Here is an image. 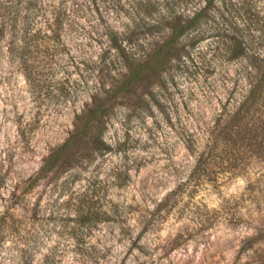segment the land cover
I'll use <instances>...</instances> for the list:
<instances>
[{
  "label": "rangeland",
  "instance_id": "rangeland-1",
  "mask_svg": "<svg viewBox=\"0 0 264 264\" xmlns=\"http://www.w3.org/2000/svg\"><path fill=\"white\" fill-rule=\"evenodd\" d=\"M145 1L161 0H0V264H264L261 130L229 159L220 149L234 169L218 186L183 187L210 132L257 78L229 45L248 24L264 54L254 31L264 0L215 1L194 61L168 64L127 94L121 84L144 64H109V34L142 42ZM101 105L103 149L36 181ZM251 113L245 124L260 126L264 105Z\"/></svg>",
  "mask_w": 264,
  "mask_h": 264
},
{
  "label": "trees",
  "instance_id": "trees-1",
  "mask_svg": "<svg viewBox=\"0 0 264 264\" xmlns=\"http://www.w3.org/2000/svg\"><path fill=\"white\" fill-rule=\"evenodd\" d=\"M189 1L191 0H179V2L161 0L155 3L145 1L144 15L147 18L141 26L144 36L140 43H138L139 38L133 44L132 38L121 40L114 30L110 31V46L106 52L109 55V64H136L135 67L144 64L140 72L134 69L121 84V92L134 94L144 86L147 87L150 77L153 76L155 79L159 77L168 64H186L189 60L194 61L193 50L205 38L206 33L202 27L211 19L208 13L209 8L217 0H205L203 8L195 9L192 12L187 7ZM199 1L203 2L204 0ZM183 4H187L185 8L180 7ZM241 9L239 7L234 11L236 14H240ZM61 15L68 17L69 14L67 10H64ZM247 25L243 24L241 29L234 28L236 35L231 38L232 46L229 45L230 57L250 59L252 64H256L257 78L246 90L236 110L228 115L229 118L220 120L210 132L205 150L183 187H194L199 182L218 186L219 175L234 169L232 165L228 164V161L221 158L220 149L228 151L227 159H229L233 147L252 146L253 141L258 139L259 130L264 133V125H261L264 122L260 126L245 124V121L252 117V109L256 105H264V54L253 51V45L245 35V31L251 29ZM254 31L260 32L259 45L264 50V24ZM130 34L132 35V33ZM136 36L138 35L136 34ZM159 37H162L161 41ZM126 41L127 44L124 45ZM147 69L150 71L146 72ZM148 73L149 75H147ZM107 113L108 109L102 105L85 113L81 124L70 138L48 157L36 181L61 165H72L78 158L90 157L94 152L103 149V141L99 134H101L100 128ZM6 221L5 217L0 219V231H3Z\"/></svg>",
  "mask_w": 264,
  "mask_h": 264
}]
</instances>
